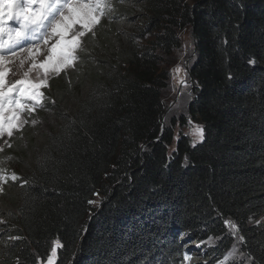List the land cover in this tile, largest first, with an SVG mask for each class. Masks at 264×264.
<instances>
[{"label":"trees","instance_id":"trees-1","mask_svg":"<svg viewBox=\"0 0 264 264\" xmlns=\"http://www.w3.org/2000/svg\"><path fill=\"white\" fill-rule=\"evenodd\" d=\"M103 1L72 66L0 137V264L46 262L55 241V264H183L185 237L223 238L219 258L229 222L264 264V0ZM187 28L204 139L170 153L160 55Z\"/></svg>","mask_w":264,"mask_h":264},{"label":"snow or ice","instance_id":"snow-or-ice-1","mask_svg":"<svg viewBox=\"0 0 264 264\" xmlns=\"http://www.w3.org/2000/svg\"><path fill=\"white\" fill-rule=\"evenodd\" d=\"M17 2L0 0V137H10L20 129V117L24 111H34L40 93L44 87L50 86L32 80L30 74L26 79H12L13 65L18 62L7 58L15 55L12 49L23 40L31 39L36 43L28 49L30 66L43 71L59 70L80 39L74 30L86 32L95 21L90 0H77L76 3L73 0H27L25 10L18 14L19 27L13 29L10 17H17ZM43 45L47 46L46 54ZM254 63L249 60V64ZM181 84L185 81L181 80ZM194 135L193 146L203 141V128L197 126ZM88 203L94 205L96 201ZM183 258L191 260L188 253H184Z\"/></svg>","mask_w":264,"mask_h":264},{"label":"rangeland","instance_id":"rangeland-1","mask_svg":"<svg viewBox=\"0 0 264 264\" xmlns=\"http://www.w3.org/2000/svg\"><path fill=\"white\" fill-rule=\"evenodd\" d=\"M73 2L76 3L77 0H73ZM26 4L27 0H18L16 5L17 17H10L11 28L16 29L19 27L17 22L18 14L25 10ZM90 7L95 13V21L86 32L82 33L81 30H74L75 34L80 36V39L72 49L68 60L64 62L63 66L60 67L59 70L43 71L39 68H32L29 63L28 49L33 43L36 42L31 39H25L20 44L16 45V48L12 49V51L15 52V55H10L7 57L8 59L18 61L13 65L14 72L12 79H26L29 78L30 74V78L32 80L45 84L52 76H55L56 73L71 67L73 63V54L76 47L78 44H80L84 35L88 34L95 27H97L99 20L101 19L102 13L104 12V1L90 0ZM180 39L181 45L179 48L175 49L169 56L160 55L162 69L166 71L169 76L168 87L163 92V100L166 107L163 119V127L166 128L174 121L176 122L174 143L171 147L170 153L175 151L177 141L181 135L189 137L193 145V141L195 139V129L197 126L202 127L200 123L192 120L188 116V108L195 92V84L189 76L190 69L196 60L195 41L192 36L191 28L183 30L180 33ZM149 40H151V37L147 41ZM43 47L46 54L47 46L43 45ZM177 69L180 71H177ZM181 80H184L185 84H181ZM40 97H42V93H40ZM40 100L41 98L38 101ZM35 106H37V104ZM28 112H31V110L26 109V111L20 117V125H25L27 119H30L27 115ZM182 118H184L186 121L185 126L181 125ZM198 143L199 142H196L195 145ZM95 201L96 203L92 205L93 208L100 204L99 200ZM260 222L264 224V216L260 219ZM226 229L228 230V236L233 240V245L230 251H228L226 254H223L222 256H219V258L218 255H213V253L219 249L222 240H224L223 238L209 240L204 245L199 242H193L186 237L183 238V240H185L187 243V253L191 256V260H184L183 264H250L248 256L242 250V238L238 232V228L232 222H229L226 225ZM59 247L60 243L55 241L53 243L50 257L46 262L40 264H50V262L55 264L57 261ZM190 247H195L193 248L192 253H189L188 251Z\"/></svg>","mask_w":264,"mask_h":264},{"label":"clouds","instance_id":"clouds-1","mask_svg":"<svg viewBox=\"0 0 264 264\" xmlns=\"http://www.w3.org/2000/svg\"><path fill=\"white\" fill-rule=\"evenodd\" d=\"M5 7H10V6H8V5H5Z\"/></svg>","mask_w":264,"mask_h":264},{"label":"bare ground","instance_id":"bare-ground-1","mask_svg":"<svg viewBox=\"0 0 264 264\" xmlns=\"http://www.w3.org/2000/svg\"><path fill=\"white\" fill-rule=\"evenodd\" d=\"M21 53V52H20Z\"/></svg>","mask_w":264,"mask_h":264}]
</instances>
